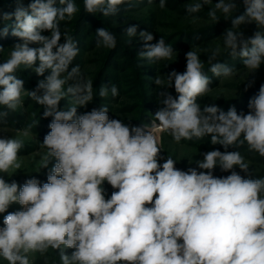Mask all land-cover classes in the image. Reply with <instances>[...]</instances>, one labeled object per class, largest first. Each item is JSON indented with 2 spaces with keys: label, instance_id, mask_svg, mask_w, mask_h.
<instances>
[{
  "label": "clouds",
  "instance_id": "1",
  "mask_svg": "<svg viewBox=\"0 0 264 264\" xmlns=\"http://www.w3.org/2000/svg\"><path fill=\"white\" fill-rule=\"evenodd\" d=\"M125 3L131 6L132 0H84V10L108 17ZM212 4L195 0L185 11L191 16ZM239 5L243 11L232 16ZM158 6L164 9L166 0ZM78 11L75 0H29L27 5L16 0L14 11L0 8V35L8 34L6 22L14 18L11 35L22 41L0 62V108L5 109L0 125L29 96L44 106V118L53 117L42 142L41 169L55 160L43 184L35 176L23 185L8 182L5 176L11 178L23 166L24 140L0 131V261L33 264L32 254L44 257L51 249L59 264H264V177H255L250 162L236 150L246 145L264 158V84L249 100L247 113H238L235 106L227 112L215 104L202 107L198 100L212 91V79L204 72L205 61L189 50L185 71L168 73L167 86L155 78L161 106L150 125L110 118L107 106L78 115V107L87 108L94 100L93 81L85 79L79 65L70 68L80 49L60 29V22ZM218 12L231 22L222 34L227 54L246 69L259 70L264 64V0H216L207 12L216 24ZM247 25H255L250 36L242 30ZM96 34L97 47H116L109 30L101 27ZM126 34L143 42L142 60H172L176 50L163 37L150 43L154 34L138 32V25L128 26ZM220 54L217 48L207 58L211 73L234 76L235 65L219 62ZM21 65L39 76L46 70L51 74L27 91L15 74ZM173 87L175 97L168 91ZM109 92L113 98L119 95L115 85L100 86L101 98ZM68 97L72 104L62 110L60 101ZM155 133H167L176 143L208 135L224 151L202 153L196 167L182 170L175 159L162 155L163 142ZM217 167L230 174L215 175ZM105 184L113 190L110 195ZM12 204L20 209L8 211Z\"/></svg>",
  "mask_w": 264,
  "mask_h": 264
},
{
  "label": "rangeland",
  "instance_id": "2",
  "mask_svg": "<svg viewBox=\"0 0 264 264\" xmlns=\"http://www.w3.org/2000/svg\"><path fill=\"white\" fill-rule=\"evenodd\" d=\"M138 1V8L135 12L124 14L121 9L122 11L120 14H122V17L115 19L104 17L105 20L110 22L111 26H118L131 20L149 17L151 18V21L145 25L143 31H150L154 34L155 39L150 43H156L159 37H163L166 44L169 43V35L172 36L177 32L189 33L192 35L199 30L210 27L214 23L207 16V12L210 7L214 6L216 0H213L212 5L206 6L201 12L192 14L191 16L186 13L185 8L187 4L193 3L195 0H166V7L164 9L159 8V0H153L152 4H149L148 0ZM11 2L12 0H0V8L8 12L9 9L14 7ZM239 7L240 5L238 8ZM217 14L219 17L223 16V14L219 12ZM193 16L199 17V19L193 20ZM229 27H231V24L228 26L222 25L218 31L219 34L217 33L218 35L216 37L204 39L197 44L194 43L196 41L194 38L189 37L190 40L188 42L185 41L186 44H189L187 49L183 47L178 51H174L172 60L159 61L155 63V65L153 62L142 60L138 55L141 49H138L136 55L133 57L134 61L138 60L135 64L136 69L134 70V64L130 62L131 69L127 71L131 72L132 70L136 74L122 73L120 67L123 60L122 58L117 59L118 64H120V66L117 64L118 68L111 66L109 67L110 73L105 74L104 71H101L103 67L101 66V62H103V60L101 61L103 57L101 54H103L105 50L100 47L94 48V45L91 44L87 47V51H82V55L78 54L79 61L75 63L72 62V65H70V68L79 65L81 73L85 79L93 81L94 100L87 105V108L78 107L77 114L79 115L85 111H91L93 108H99L100 106H107L110 118H117L125 123L131 122L132 125H150L152 116L155 115V112L161 106L157 101H155L156 103L152 101V97L161 90V86L155 85V78H161L164 81V86H167L168 73L172 70L181 73L185 71V54L189 50L197 51L201 60L205 61V64L207 63L208 56L213 50L219 48L220 53L222 54L226 51L223 44L222 34L225 29ZM60 29L62 33L67 34L68 30L66 26H61ZM242 30L244 31L245 36H250L255 30V25L242 26ZM42 34L48 35L49 33L43 32ZM115 36L120 40L117 35ZM121 36V38H123L122 43L125 45L132 44L138 45V47L143 45V42L139 40L138 36L136 38L129 37L128 35ZM63 42L62 37L61 43ZM16 43H22V41H13L1 46L3 47V51L0 52V59L2 61H6L9 58L10 51ZM30 46L39 47L41 45L33 44ZM165 65L167 66L165 67ZM36 66H38V63ZM236 69V74L230 78L216 77L217 79H215V76L211 73L210 76L213 79L211 84L212 91L203 98H200L198 103L203 107L204 105H213V102H219L220 100L242 96L243 93L249 90L250 87H248V83L252 80L255 81L253 85L264 83V64H262L260 69L256 72L246 69L243 65L236 67ZM17 73L19 74L18 77L24 80V82H32L31 89L25 88L27 91H32L36 88L39 81L44 80L51 74V70H46L44 76H39L32 68H27L26 66L21 65L17 70ZM214 79L216 80L215 83ZM69 83H71V81ZM102 84L108 85L109 88H111L112 85H115L119 89V95L113 98L109 92V95L106 98H101L99 96V88ZM65 87H67V85ZM168 91L171 92L172 95L176 94L174 88H170ZM36 103L35 100L24 95L23 106L15 111H11L6 118L7 123L0 125V131L4 133L3 135L9 138L19 137L24 140V147L19 153L23 166L11 178L7 175L5 176V179L8 180V182L15 180L19 185H23L26 179L35 176L41 181V184H43L44 182H47V174L55 163V160H52L47 168L41 169V160L46 153V149L42 147V142L44 136L50 131L48 125L53 117L44 118V106L39 105L38 103V105H36ZM71 104L72 98L68 97L60 101L59 107L62 110H67ZM242 111L247 113L248 108ZM30 125L32 126L29 127ZM25 132H27V135H25ZM155 134L162 139L164 151L162 155L171 156L177 161V168L182 170H187L189 166L196 167L195 161L202 160V153L207 152H203L204 149L202 150V148H206L210 151L209 149L212 147L210 141L203 138L193 139L191 141L182 140L181 142L176 143L167 133ZM244 153H248V155ZM244 153H242V155L245 156L246 162H250L253 173L258 174L257 172H260L264 174V163L250 157L253 156L251 152L245 151ZM162 162L163 161H161V163ZM237 171H239V169H237ZM215 172L221 171L217 167ZM105 188L110 195L113 191L111 187L105 184ZM19 209L20 205L12 204L8 211ZM3 215L4 214H0V226H2ZM30 260L33 264H45V261L47 264H59V256L52 252L51 249L49 250V254L44 257H41L38 253L32 254ZM0 264H4V262L0 261Z\"/></svg>",
  "mask_w": 264,
  "mask_h": 264
},
{
  "label": "trees",
  "instance_id": "3",
  "mask_svg": "<svg viewBox=\"0 0 264 264\" xmlns=\"http://www.w3.org/2000/svg\"><path fill=\"white\" fill-rule=\"evenodd\" d=\"M138 0H132L131 6L127 3L120 5L119 6V11L117 14L112 15V16H108L110 19H115V18H120L122 17V14H120V12L123 10L124 14H128L131 12H135L136 9L138 8ZM6 3V2H5ZM14 7H16V0H12V2ZM23 3L25 5H27L29 3V0H23ZM76 5L78 6L79 11L74 15V17L69 21V20H65V21H61L60 22V27L61 26H66L67 27V34L69 36H71L75 41L78 42V47L80 49L79 54L82 55V51H87V47H89L91 44H93L94 48H97V40L100 39L97 34H96V30L98 28H105L107 30H109L110 32H112L113 34L117 35L120 40L118 38H116V47L114 49H108L103 47L102 45L100 46V48H104V53L101 54L103 55L101 61L103 60V62H101V66L102 69L101 71H104L105 74L110 73L109 72V67L113 66L115 68H118V65L120 66V64H118L117 59L122 58V62H121V70L122 73H132V74H136L135 72H133L131 70V72H127L131 69V65L130 62H132L134 64V70L135 68V64L138 61H134L133 57L136 55V51H138V49H142V46L138 45H125L123 42V38H121V35H127L126 34V29L128 26L131 25H138V31H141L144 29L145 25H147V23L149 21H151V18H139V19H135V20H131L126 22L125 24H121L118 26H111L110 22H108L107 20H105V16H103L101 13H92L89 14L84 10V0H75ZM11 8L8 10V12H12L14 11L15 8ZM122 9V10H121ZM243 11V6L240 5L239 8H237V10L235 12H233L232 16H235L237 14H239L240 12ZM7 12V11H6ZM14 23V18L12 20H9L6 22V26H8V34L7 35H0V47L2 45L8 44L10 42L13 41H20L18 38L14 37L11 35V25ZM230 18H225L224 16H220V22L219 23H213V25H211L208 28H204L202 30L197 31L196 33H193L192 35H190L189 33H183V32H177L175 34H173L172 36L169 35L168 39H169V43L173 46V48L178 51L179 49H182L183 47H185V49H187L189 47V44L185 41H189L190 38H194V40H196L194 43L197 44L201 41H203L204 39H210L213 37H216L219 33V29L220 27H222V25L224 26H228L230 25ZM124 29V30H123ZM218 33V34H217ZM200 40V41H199ZM198 41V42H197ZM194 44V45H195ZM91 49V48H90ZM79 56L77 55V57L74 59L73 63L79 61ZM218 61L219 62H223V63H227L229 65H235L236 67H240L242 65L241 61L239 58L233 59L232 57H230L227 54V50L224 51L219 57H218ZM0 62H3L0 59ZM155 63L157 62H153V64L155 65ZM118 64V65H117ZM210 67L211 65L206 63L204 65V72L211 78L210 74ZM17 76L19 75L17 72L15 73ZM128 75V74H127ZM214 78V77H213ZM212 79V78H211ZM215 79H217L215 77ZM214 79V83L216 82V80ZM213 81V79H212ZM264 84V83H258L256 85H253L249 88V90L245 93H243L242 96L239 97H234L231 99H224V100H220L219 102H213L216 106H218L219 108L223 109L225 112L228 111V109L232 106H235L237 112L239 113L242 110H245L246 108H248V102L249 100L254 97L255 95L258 94L259 88L260 86ZM24 87L31 89L32 88V82L28 83L24 82ZM174 88V87H173ZM171 88V89H173ZM174 97L176 96L173 95ZM158 100L157 94L155 96L152 97V101H154V103H156L155 101ZM36 105H38L36 103ZM136 108V107H133ZM0 110H5L0 108ZM11 111L8 112V115L10 114ZM203 139H207L210 141V136L206 135L205 137H203ZM204 149L203 152L208 151L206 148H202V150ZM220 150V151H224L223 146L217 144V145H212V147L209 150ZM229 151H232L234 149L229 148ZM236 150H239L241 153H244L245 151H248L247 146H243L240 147ZM253 156V159L261 161L262 163H264V158L260 157L257 153L251 152ZM246 155H248V153H244ZM253 173V175L257 178L259 177H264V174L257 172ZM230 173H224V172H215V175L217 176H225L228 175ZM241 175H244L241 172Z\"/></svg>",
  "mask_w": 264,
  "mask_h": 264
}]
</instances>
